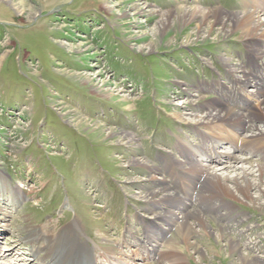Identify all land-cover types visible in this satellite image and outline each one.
I'll return each mask as SVG.
<instances>
[{
	"label": "rangeland",
	"instance_id": "obj_1",
	"mask_svg": "<svg viewBox=\"0 0 264 264\" xmlns=\"http://www.w3.org/2000/svg\"><path fill=\"white\" fill-rule=\"evenodd\" d=\"M194 7L220 9L224 14L242 13L246 7L245 11L253 12L257 7L264 19V0H0V172L15 190L26 191V197L15 205L7 194L0 195V206L4 203L14 217L0 214V224L11 221L7 229L0 225L1 262L13 264L17 256L14 264L41 263L29 252L31 244L22 239L26 222L36 227L49 224L52 232L77 222L89 238L113 249L119 239L137 243L144 228L135 215L144 214L145 205H149L147 217L153 218L150 211L158 210L136 195L143 193L142 185L154 188L157 177H166L182 199L192 196V206L187 207L195 209L196 194L185 195L180 177L166 174L163 168V173L148 172L130 160L145 158L157 167L163 156L184 162L176 147L178 138L200 144L198 130L214 134L212 128L187 124L185 120H193L187 113L204 115L227 87L244 96L254 89V81L239 82L235 78L239 72H231L221 59L227 58L233 67L244 68L251 72V79L264 83V57L252 58L239 32L224 38L216 27L195 36L193 23L173 20L167 27L160 23L163 14L174 17L178 10ZM139 9L150 12L141 16L136 14ZM155 36L160 39L158 45L151 44ZM257 47L264 51V37ZM98 128L113 129L115 134L101 136ZM243 129L236 132L233 125L215 129L221 134L218 138H226L237 150L228 143L211 144L205 149L213 156L211 160L195 154L191 162L216 170V163L224 160L223 167L231 174L230 165L252 167L261 162L242 145L257 148L264 138L251 139L254 132L247 131V126ZM123 133L133 135L134 144L117 141ZM212 150H219L220 156L215 158ZM228 151L243 155L246 163L225 161L222 152ZM234 203L255 228L246 232L230 222V236L243 242L242 253L264 257V214L248 203ZM168 209L180 211L174 206ZM206 221L216 230L212 218ZM164 232V238H177L174 229L167 227ZM81 238L94 246L85 236ZM158 239L153 243L162 242ZM188 241L192 244L180 251L166 249V253L159 251V245L157 254L166 258L153 256L133 264H169L168 255L179 258L176 264H237L223 238L200 230ZM256 242L258 248L253 247ZM122 249L126 258L130 252L127 246Z\"/></svg>",
	"mask_w": 264,
	"mask_h": 264
},
{
	"label": "bare ground",
	"instance_id": "obj_2",
	"mask_svg": "<svg viewBox=\"0 0 264 264\" xmlns=\"http://www.w3.org/2000/svg\"><path fill=\"white\" fill-rule=\"evenodd\" d=\"M256 8L252 9L253 12H249V10L245 11L244 9V11H241L242 13L224 14L220 9L205 10L200 7H194L191 9L192 11L178 10L174 17H171L170 13L163 14L161 15L160 23L165 27L170 25L173 20L183 23V25L193 23L195 36H203V34L212 32L216 27L220 29L222 33L221 37L224 38L231 32H239L238 38L243 40L250 49L249 53L251 57H264V51H260L257 47V42L264 37V19H261V15H259L260 13L258 10L256 11ZM259 10L261 9L259 8ZM148 12L150 11L139 9L136 11V14L144 16ZM236 22H240V25ZM154 40L155 42H151V44L158 45L160 42L159 37L155 36ZM221 61L231 72H239L240 75H238V73L235 74V78L238 79L239 82H255L253 85L254 87H252L254 88L251 91L252 93L244 96L237 89L234 90L229 89L231 87H227L221 92L220 100L213 105H209V109L206 110L207 112L204 113V115L187 113L193 118V120H185L187 124L195 125L196 127L212 128L214 134L210 133V135H204V131L198 130L202 136L200 144L185 143L182 138H178L176 147L181 152V155H183L182 157L185 158L184 162L175 163L174 159L169 161L166 156H163L161 166L157 167L148 164L145 158L141 159L135 157L133 160H130L132 165L143 167L147 169L148 172L154 170L162 172L161 169L163 168L166 174L172 172L176 175V178L180 177L185 185V195L189 197L190 193L196 194L198 202L193 204L195 209L189 210L187 207V205L190 207L192 206V196L182 199V196H179L178 192L172 191L166 177H157L154 179V182L151 177H148V180L154 183V188H149L151 187L150 185H142V187L144 186L143 193L137 192L138 195L136 196L144 199V203H150L153 208H157L158 212L153 213L150 211L154 216L153 218L145 216V214L149 212V205H145L142 207L144 214L138 212L135 215L141 219L140 221L144 228L143 237L136 240L138 241L137 243L135 241L127 243V241H123V238L116 241L117 249H113L111 246L107 247L105 244L101 246V244L89 238L86 232L81 231L77 222L71 221L65 224L60 232H52L50 226H48L49 224H42L36 227L32 223L26 222L24 226L25 234L22 239H24L27 244H31L29 252L35 255V259L39 260L41 262L40 264H133L135 260H144L146 262L147 259H151L153 256H159L158 259L161 258L159 260H162V258H166V256H162L161 253H158L159 255L157 254V246L160 245L161 249L159 251L161 252L162 250L163 253H166V249L180 251L179 249L182 247L192 244L189 243L188 240L193 238V234L196 231L200 232V230L207 235H216L217 239L223 238L226 242L225 247L228 249L229 254L236 255V258H233V260L237 264H264L263 256L258 257L242 253L241 249L243 247V242L234 237L232 238L228 231V229H230L229 226H231L229 225L230 222L234 227L235 225L241 227L243 231L246 232L254 231L255 228V226H250L246 222L249 216H246L244 213L234 208V202L248 203L261 214H264V148L262 147L264 145V140L257 148L253 147L251 144L242 145L245 146L242 149L247 151V154L255 155L262 160L252 165V167H247L242 164L246 163V157H243V155L235 156L230 151L222 152V154L224 153L226 155L225 161H235L239 162L240 165L242 164L240 167L229 166L233 168L234 174L225 171L226 167H223L224 160L218 161L220 158L217 159L216 170H211L209 167H197L198 165H194L196 161H194V164L191 162V157L195 154L201 156L202 159L211 160L213 156L205 151V149L209 150L211 144L223 145L228 143L231 147H235L234 145L232 146L226 138H218L221 134L216 130L226 128V125H233L236 132L244 131L243 128L247 126V131L254 132L250 135L251 139L257 138V136L264 138V83H259L258 80L251 79V72L245 71L244 68L241 69L240 66V69L233 67L227 58H222ZM243 83L241 85H243ZM104 91L106 94L109 93L106 90ZM174 116L179 117L181 120L186 119L181 113H174ZM253 122H256V125H253ZM96 130H98L101 136L104 134V136L111 137L115 134L113 129L103 131V129L100 130V128H98ZM118 135L117 141L134 144L133 135L128 133ZM235 150H237V148ZM212 152H215V158L221 154L219 150H212ZM169 169L173 170L169 171ZM235 170H238V172H235ZM123 186L128 190V194L132 195V192L129 191L125 185ZM146 188L148 190H146ZM4 194L8 195L9 199L13 202L11 203L12 205L21 203V199L26 197V191L19 192L15 190V186L12 183H8L0 172V195L3 196ZM185 200H189V202ZM163 206H166L165 211ZM173 206L180 210L179 213L169 211L168 207ZM0 214L13 217V212L7 211L4 203L3 208L0 206ZM206 218H212L217 224L216 230H212L208 227ZM222 218L224 219V223L220 224ZM3 223L0 224L2 225L1 228L6 227L7 229L11 226V221ZM162 225L165 227H162ZM166 226L168 229L170 228V230L174 229L177 238H164V231L167 229ZM126 230L132 237L133 231L131 228L128 227ZM1 234L2 232H0V236ZM82 236H85L87 240H91L94 246H89L88 243L81 238ZM133 238L135 237L133 236ZM156 239L162 242L153 243ZM131 242H135L137 246L132 248ZM19 244H21L22 247L23 243L20 242ZM258 244L257 242L254 243L253 247L258 248ZM113 245L115 246V244ZM124 246H127V250L130 252L126 258L122 257V254L126 253V251L122 249ZM98 258L100 260L96 261ZM167 258L170 262L169 264H176L174 260L179 259L176 255H168ZM12 259L14 264V261L16 262L18 258L16 256ZM0 263L2 262L0 261ZM179 264H182V261H180Z\"/></svg>",
	"mask_w": 264,
	"mask_h": 264
}]
</instances>
